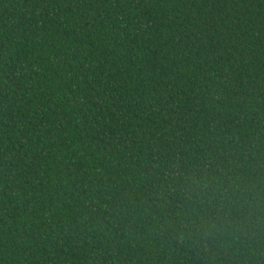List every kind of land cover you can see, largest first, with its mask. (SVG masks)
I'll return each mask as SVG.
<instances>
[{"label":"trees","instance_id":"1","mask_svg":"<svg viewBox=\"0 0 264 264\" xmlns=\"http://www.w3.org/2000/svg\"><path fill=\"white\" fill-rule=\"evenodd\" d=\"M0 264H264V0H0Z\"/></svg>","mask_w":264,"mask_h":264}]
</instances>
